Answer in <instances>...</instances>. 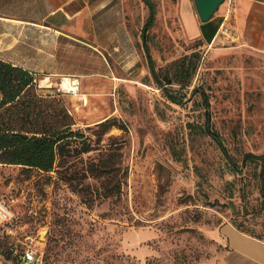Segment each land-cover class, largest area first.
<instances>
[{
    "label": "rangeland",
    "instance_id": "obj_1",
    "mask_svg": "<svg viewBox=\"0 0 264 264\" xmlns=\"http://www.w3.org/2000/svg\"><path fill=\"white\" fill-rule=\"evenodd\" d=\"M151 1L157 71L201 56L190 88L167 86L183 105L154 82L141 0H0V58L35 74L40 95L93 147L82 155L77 146L49 174L0 165V203L16 215L0 229V254L12 264L26 252L33 264H212L224 223L264 230L261 166H243L245 154L264 156V56L226 39L229 25L209 47L188 41L178 0ZM207 113L223 147L190 133ZM109 119L117 126L102 127ZM104 161L122 171L89 170ZM230 202L253 215L233 216Z\"/></svg>",
    "mask_w": 264,
    "mask_h": 264
},
{
    "label": "trees",
    "instance_id": "obj_2",
    "mask_svg": "<svg viewBox=\"0 0 264 264\" xmlns=\"http://www.w3.org/2000/svg\"><path fill=\"white\" fill-rule=\"evenodd\" d=\"M141 1L147 5L150 11L142 35L154 82L165 91L167 97L174 104L183 105L184 99L174 95L167 86L179 84L182 88H190L200 67V53L195 52L190 56H185L169 65L164 71H157L147 46V32L154 26L157 9L151 0ZM194 93H197V89L194 90ZM203 97L204 105L207 108L209 101L205 96ZM53 103L54 101L40 95L35 74L0 58V165L19 166L49 174L54 172L58 161L60 166L65 164L64 159L73 151H77L79 149L77 146L80 145L82 155L93 151L92 144L86 135L72 131L71 117L64 109L54 107ZM206 117L205 125L197 123L188 125L191 135H208L223 147L221 138L210 127L209 113ZM118 122L117 119H109L101 123V126L116 127ZM119 126L124 128L123 125ZM243 158V166L248 164L261 166L260 189L264 209V156L248 153ZM229 159L234 172L240 173L241 168L231 157ZM119 164L104 161L93 164L89 170L101 177L115 171L121 172L122 167ZM118 183L121 186L122 180H119ZM228 206L233 211V216L238 218L242 215V219L245 220L253 215L248 210L241 214L231 202ZM232 224L241 233L264 241V230L259 236H255V231L247 227L246 222L239 223L233 220Z\"/></svg>",
    "mask_w": 264,
    "mask_h": 264
},
{
    "label": "crops",
    "instance_id": "obj_3",
    "mask_svg": "<svg viewBox=\"0 0 264 264\" xmlns=\"http://www.w3.org/2000/svg\"><path fill=\"white\" fill-rule=\"evenodd\" d=\"M226 1L208 23H203L195 0H178V18L187 40L209 47L229 25L235 42L241 41L250 52L264 56V0ZM212 238L220 248L212 264H264V241L241 233L232 222L224 223Z\"/></svg>",
    "mask_w": 264,
    "mask_h": 264
},
{
    "label": "built area",
    "instance_id": "obj_4",
    "mask_svg": "<svg viewBox=\"0 0 264 264\" xmlns=\"http://www.w3.org/2000/svg\"><path fill=\"white\" fill-rule=\"evenodd\" d=\"M224 35H226L227 38H233L235 37L234 32H232L231 29H225ZM16 220L15 213L7 207L4 203H0V229L1 227L7 226L8 224H12ZM22 259L21 264H33L36 259L33 252H26ZM11 261H8L2 257L0 254V264H10ZM12 264V263H11Z\"/></svg>",
    "mask_w": 264,
    "mask_h": 264
},
{
    "label": "water",
    "instance_id": "obj_5",
    "mask_svg": "<svg viewBox=\"0 0 264 264\" xmlns=\"http://www.w3.org/2000/svg\"><path fill=\"white\" fill-rule=\"evenodd\" d=\"M199 17L203 23H208L225 4L226 0H195Z\"/></svg>",
    "mask_w": 264,
    "mask_h": 264
},
{
    "label": "bare ground",
    "instance_id": "obj_6",
    "mask_svg": "<svg viewBox=\"0 0 264 264\" xmlns=\"http://www.w3.org/2000/svg\"><path fill=\"white\" fill-rule=\"evenodd\" d=\"M70 82H71L70 79H68V80H64V82H63V84H64V85H63L64 89H66V90H70V91H75L76 89L73 88V85H72ZM73 84H76V83L74 82Z\"/></svg>",
    "mask_w": 264,
    "mask_h": 264
}]
</instances>
